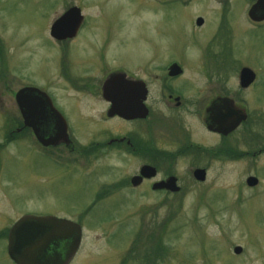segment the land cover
<instances>
[{"label": "rangeland", "instance_id": "1", "mask_svg": "<svg viewBox=\"0 0 264 264\" xmlns=\"http://www.w3.org/2000/svg\"><path fill=\"white\" fill-rule=\"evenodd\" d=\"M221 1L222 7L219 0H0V264H13L8 231L27 214L82 226L73 264H264L263 84L240 97L249 122L223 143L234 158H178L181 192L173 196L150 183L133 189L135 158L85 154L96 136L123 134L121 122L98 125L99 106L87 108L96 119L83 122L66 108L77 99L60 64L77 85L90 86L116 71L137 77L138 67L162 60L188 64L192 74H231L244 66L264 72V22L248 18L256 0ZM72 7L84 16L82 32L61 45L50 37L51 25ZM24 87L48 93L77 139L74 152L44 150L29 131L17 135L15 94ZM11 132L15 139L7 141ZM194 139L210 151L219 143L204 132ZM194 164L207 171L204 183L193 179ZM249 177L258 179L256 187L246 185Z\"/></svg>", "mask_w": 264, "mask_h": 264}, {"label": "flooded vegetation", "instance_id": "2", "mask_svg": "<svg viewBox=\"0 0 264 264\" xmlns=\"http://www.w3.org/2000/svg\"><path fill=\"white\" fill-rule=\"evenodd\" d=\"M159 1L168 3L174 0ZM218 3H220L221 7L223 6V2L221 0H219ZM195 26L198 29L204 27V25ZM82 27L83 25L74 38L58 43L61 45L70 44L78 37V35H80ZM220 27L221 25H217L216 30L219 31ZM151 55L152 54H150V57ZM91 60L89 59L87 62L91 63ZM92 62L94 63L93 60ZM173 65L178 66L180 69L177 74H175V71H172L171 69ZM187 65L183 66V64L175 61L167 62L162 60L158 63L151 61L145 63L144 66L140 68L138 67L137 70L142 71V75L134 77L129 76L124 72L116 71L106 76L101 84L90 86L77 85L75 83L76 81L67 75L68 72L67 74L65 73L63 69L64 67L60 64V68L64 72L63 75L72 84L70 88L76 95L77 99V103L74 107H65L67 109H71L75 113L76 120L83 122V119H86L88 115L91 116L86 113L87 110L90 108L94 109L99 106V110L101 111L98 112L101 116V120L99 118V120L96 121H100L101 123H98V125H108L111 121H119L125 128L123 134L119 136L109 137V134L106 136H96V139L85 150V154L91 151H116L125 157L135 158L138 160L139 165H137L135 169L134 176L130 178L129 183L131 187L133 189H137L144 184L150 183L152 184L151 188L153 191L165 193L171 196L177 195L181 192L178 178L174 175L175 170L173 166L174 162H176L178 158L185 156L193 157L194 155H201L203 157L204 155L208 156L210 154H212L215 159L224 156L233 157L231 154H227V150L229 149L224 148L223 143L235 134L238 129L249 122L248 114L245 108L240 104V97L245 92H249L251 90L254 91L258 84L264 85V80L262 79L264 78V72L258 70V68L255 69L249 66H244L236 73H226L221 75H211L205 70L196 71V69H193V74L196 75L194 76L191 69H186ZM66 66L68 68L67 63ZM245 68L252 72L254 78L251 84L244 88L241 84V73ZM145 72H148L149 74L144 75ZM117 73L123 74L125 81L136 83L132 86L126 84L116 86L114 89L122 93V98L125 100V106L139 109V118L125 119L117 115L112 117L109 115L112 103L107 99L108 96L104 93L108 88L104 86V83L109 80L111 76ZM230 78H235V80L230 83ZM30 88H36L49 97L48 93L42 89L37 87ZM49 99L51 100L53 107L60 113V115L63 116L61 111H59L53 103L52 99L50 97ZM60 105L64 107L63 104ZM239 111H245L247 120L240 124L227 136L219 133L217 131L219 116L225 117V115H228V120L230 121L236 118ZM63 118L67 122L66 117L63 116ZM91 118L96 119L93 116H91ZM21 125H23L22 119ZM17 131H21V129ZM27 131L32 133L31 130L27 129ZM203 132L212 138L218 139V147L214 151L208 150L204 144L194 139L197 133ZM19 133H17V135ZM31 135L34 138L33 133ZM9 139L13 141L15 136L10 135ZM68 139V144L60 143L57 146L49 148L43 147L36 140L35 141L44 150H50V148L63 146L72 153L75 151L74 143L77 139L72 140L69 134ZM145 167L155 169V175L150 178L142 177L140 185L136 187L133 186L132 179L140 177L141 172ZM197 170L205 169L200 168L196 164L192 165L191 173L193 179L197 183H204L205 181L200 182L195 179L194 174ZM171 178L176 181V188L179 189L177 192H173L164 187L157 189L154 188L156 185L166 184ZM27 215L18 218L9 229L8 233L14 230L19 221ZM68 233L71 234L70 232H67V234ZM83 242L84 235L82 230L81 245L68 264H73L74 260L78 257ZM62 253L61 258H64L66 251H62Z\"/></svg>", "mask_w": 264, "mask_h": 264}, {"label": "water", "instance_id": "3", "mask_svg": "<svg viewBox=\"0 0 264 264\" xmlns=\"http://www.w3.org/2000/svg\"><path fill=\"white\" fill-rule=\"evenodd\" d=\"M248 17L255 23L264 21V0L257 2L250 8ZM83 16L78 8L69 9L51 27L50 35L58 41L74 38L81 25ZM204 20L199 18L196 25L201 26ZM178 66H173L175 74L179 72ZM254 75L249 69H243L241 73L242 87H248ZM135 85V82L125 81L123 74H115L104 83L105 95L112 103L109 115L119 116L125 119L139 118V109L130 108L124 105L125 100L122 93L114 87L122 85ZM16 104L24 121V126L33 131L39 144L43 147L57 146L60 143L68 144L67 124L65 119L53 107L49 97L35 88H24L15 96ZM247 120L245 111H239L236 118L228 120L219 116L217 131L224 136L234 131L240 124ZM155 175V169L145 167L140 177L132 179V185L138 186L142 182V177L150 178ZM196 180L204 182L206 171L197 170L194 174ZM175 179H170L166 184L156 185L154 188L164 187L173 192H177ZM258 180L250 177L247 180L248 187H255ZM70 232L71 234H67ZM82 238L81 227L67 220L58 219L52 216L36 217L26 216L22 218L17 227L9 233L8 255L15 264H68L78 251ZM62 251H66L65 257L61 258ZM65 253V252H64ZM236 255L242 253L240 247L234 249Z\"/></svg>", "mask_w": 264, "mask_h": 264}, {"label": "trees", "instance_id": "4", "mask_svg": "<svg viewBox=\"0 0 264 264\" xmlns=\"http://www.w3.org/2000/svg\"><path fill=\"white\" fill-rule=\"evenodd\" d=\"M227 154H228V153H227ZM232 158H234V156H233Z\"/></svg>", "mask_w": 264, "mask_h": 264}]
</instances>
